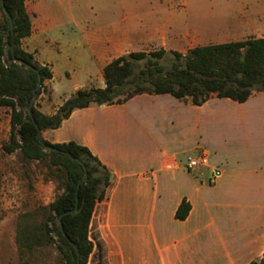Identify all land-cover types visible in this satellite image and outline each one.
Returning <instances> with one entry per match:
<instances>
[{"label":"crops","instance_id":"obj_1","mask_svg":"<svg viewBox=\"0 0 264 264\" xmlns=\"http://www.w3.org/2000/svg\"><path fill=\"white\" fill-rule=\"evenodd\" d=\"M25 3L32 34L22 47L53 74L38 98L48 116L78 90L105 88L113 60L159 42L182 51L190 40L188 24L176 28L167 13L125 11L119 22L95 23L75 0ZM232 8L238 12L208 24L218 33L210 36L207 26L202 45L264 37V0H238ZM42 133L51 144L88 148L112 173L92 220L102 264L264 263V93L202 105L142 93L77 109ZM200 152L207 163L189 172L187 157ZM184 200L191 210L179 220Z\"/></svg>","mask_w":264,"mask_h":264},{"label":"trees","instance_id":"obj_2","mask_svg":"<svg viewBox=\"0 0 264 264\" xmlns=\"http://www.w3.org/2000/svg\"><path fill=\"white\" fill-rule=\"evenodd\" d=\"M0 9L5 16V24L0 28V107L11 110L10 136L0 146V164L2 155L20 152L26 161L49 158L52 165L65 174L63 192L43 207L47 215L41 226L31 229L24 221L31 215L22 216L16 238L20 252L32 249L47 236V241L56 246L67 264H78L79 260L80 264H90L96 255L99 263L103 261V245L92 228V220L112 184V173L88 148L75 142L51 144L43 139L42 143L39 130L58 129L77 109L120 104L142 93L170 94L177 99L190 100L194 105H202L212 97L243 103L255 93H264V37H250L243 41L198 46L187 55L165 49L131 52L105 67V88L78 90L51 116L39 111L35 103L31 116L29 105L38 76L25 64L37 69L42 76L38 98L53 74L22 47V40L32 34L25 0H0ZM8 14L13 20L14 35ZM170 56L174 61L167 68L162 60ZM139 61H144L145 66L137 72L135 64ZM77 160L86 166L88 177L80 186L79 207L74 211L77 184L84 175ZM190 210L191 205L184 200L176 218L185 220ZM39 229L45 231V236L38 234ZM251 264L264 263L256 260Z\"/></svg>","mask_w":264,"mask_h":264},{"label":"rangeland","instance_id":"obj_3","mask_svg":"<svg viewBox=\"0 0 264 264\" xmlns=\"http://www.w3.org/2000/svg\"><path fill=\"white\" fill-rule=\"evenodd\" d=\"M238 0H75L79 13H85L95 18V23H116L126 11L127 14L166 13L172 15L177 27L183 26V21L191 29L190 40L185 49L178 51L187 55L192 49L204 44L203 35L216 19L222 17L219 13L238 12L232 7ZM125 6V7H124ZM123 8V9H122ZM161 17V15H160ZM5 24V16L0 9V28ZM208 26V27H207ZM210 36L218 33L210 26ZM223 32L225 30L223 29ZM249 38V37H247ZM177 45H166L162 42L145 46L132 52H152L160 49L174 50ZM131 53V52H130ZM174 61L170 56L162 63L169 68ZM145 66L144 61L135 64L139 72ZM39 110L38 99L36 101ZM40 111V110H39ZM11 110L0 107V146L8 141L10 136ZM43 138V133H42ZM44 139V138H43ZM0 164V264H67L65 258L56 246L47 241L45 231L39 229L46 239L33 246L30 250L20 252L16 243L18 225L22 216L25 225L31 229L41 226L47 215L43 207L51 204L63 192L65 174L52 165L49 158L42 161H26L20 152L12 155H2ZM94 264L99 263L98 255Z\"/></svg>","mask_w":264,"mask_h":264},{"label":"water","instance_id":"obj_4","mask_svg":"<svg viewBox=\"0 0 264 264\" xmlns=\"http://www.w3.org/2000/svg\"><path fill=\"white\" fill-rule=\"evenodd\" d=\"M8 17H9V19H10V28H11V31H12V33H13V35H14V24H13V20H12V17H11L9 14H8ZM20 63L25 64L24 62H20ZM25 65H26L29 69H32L33 71H35L36 74H37V76H38V83H37L36 88L33 90V98H32V101H31V103H30V105H29V111H30V113H31L32 108L34 107V105H35V103H36V101H37V99H38V91H39V90L41 89V87H42V76L40 75L39 71H38L37 69H35L34 67H32L31 65H28V64H25ZM31 116H32V113H31ZM32 121H33L35 127L38 129V126H37V124H36V122H35V120H34L33 117H32ZM39 138H40V141L43 143L44 140H43V138H42V132H41L40 130H39ZM52 150L59 151V150H56V149H52ZM63 153H64V152H63ZM64 154L67 155V156H69V157H71V156H70L69 154H67V153H64ZM77 161L82 165L83 170H84V175H83V177L80 179V181H79L78 184H77V191H76V207H75L74 211H77V210H78V207H79L78 194H79L80 186H81L82 182L85 181L86 178L88 177V170H87L86 166H85L81 161H79V160H77ZM66 214H68V213H65V215H66ZM75 247H76V246H75ZM76 249H77V248H76ZM78 264H80V260L78 261Z\"/></svg>","mask_w":264,"mask_h":264},{"label":"built area","instance_id":"obj_5","mask_svg":"<svg viewBox=\"0 0 264 264\" xmlns=\"http://www.w3.org/2000/svg\"><path fill=\"white\" fill-rule=\"evenodd\" d=\"M186 162L187 170L192 172L207 163V155L205 152H200L196 155H190L187 157Z\"/></svg>","mask_w":264,"mask_h":264}]
</instances>
